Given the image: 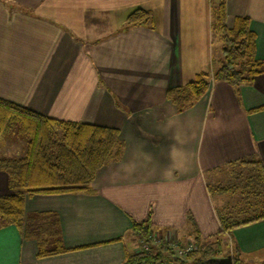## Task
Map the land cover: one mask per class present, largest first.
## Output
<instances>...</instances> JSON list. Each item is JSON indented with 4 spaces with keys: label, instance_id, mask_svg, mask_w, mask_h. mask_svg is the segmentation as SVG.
Here are the masks:
<instances>
[{
    "label": "crops",
    "instance_id": "1",
    "mask_svg": "<svg viewBox=\"0 0 264 264\" xmlns=\"http://www.w3.org/2000/svg\"><path fill=\"white\" fill-rule=\"evenodd\" d=\"M211 2L0 0V97L56 119L118 128L124 143L120 159L97 171L93 192L26 197V215L57 216L66 252L40 257L37 240L8 224L0 227V264H124L140 251L133 220L150 218L169 248L218 234L221 201L210 190L217 173L235 180L241 167L232 163L242 159L264 166V109L251 111L264 105V73L238 93L212 79L182 111L165 96L215 67ZM226 7L229 26L250 18L255 57L264 61V0ZM137 8L151 13L150 23L127 24ZM10 192L0 170V195ZM223 238L243 262L264 264V219Z\"/></svg>",
    "mask_w": 264,
    "mask_h": 264
},
{
    "label": "trees",
    "instance_id": "2",
    "mask_svg": "<svg viewBox=\"0 0 264 264\" xmlns=\"http://www.w3.org/2000/svg\"><path fill=\"white\" fill-rule=\"evenodd\" d=\"M226 9V0L211 2V34L221 43V57L214 58L213 71L200 72L193 81L166 92L165 96L179 111L204 96L212 79L229 83L238 93L242 84L251 83L264 73V61L255 57L256 34L250 27V18L237 16L229 26ZM151 18L148 10L137 8L126 22L136 26L150 23ZM261 109L264 105L251 111ZM13 131L24 136L25 151L18 157H0V170L7 173L11 190L0 195V227L13 224L24 237L36 239L40 257L64 253L67 249L62 243L57 216L51 212L26 215V197L93 192L92 181L99 168L122 155L120 130L56 119L0 97V137ZM236 165L241 168L234 185L210 187L233 198L216 209L221 229L213 239L195 235L193 243L197 247L183 260L175 256L172 248L151 241L154 230L150 218L133 220L132 231L149 248L127 255L124 264H206V259L220 257L224 252L227 253L223 256L232 257L233 264H243L237 247L226 245L223 237L236 227L264 219V166L255 158L232 163L233 167Z\"/></svg>",
    "mask_w": 264,
    "mask_h": 264
},
{
    "label": "rangeland",
    "instance_id": "3",
    "mask_svg": "<svg viewBox=\"0 0 264 264\" xmlns=\"http://www.w3.org/2000/svg\"><path fill=\"white\" fill-rule=\"evenodd\" d=\"M213 2H216L217 0H212ZM221 43L220 42H217L216 41V47H217V49H216V57H219L221 54H220V49H221ZM15 132L13 131L11 134H8L7 135V137H9V138H5L4 139V137L5 136H1L0 137V154H3V155H6V156H22V151H21V149H23L24 148V145H25V140H23V142H22V138L24 137V136H20L18 139H16V135L17 134H14ZM7 139V140H6ZM24 139V138H23ZM14 140V141H13ZM16 140V141H15ZM18 140V141H17ZM236 167H234V169H235ZM229 169H231V168H228V170ZM237 169H239V168H236V170ZM231 174L230 173H225V172H222V171H220V172H218L217 173V175L215 176L216 177V179L215 180H213L212 181V183L214 184V186L216 187V185L217 184H215V183H218V184H220L221 186H226V185H234L235 184V180L234 179H232L231 177ZM214 189V187H212V190ZM219 193L217 192V191H215V189L213 190V195H214V198H215V201H216V203L218 204V205H220L219 203H220V201H221V205H222V203L224 202V201H229V200H233V198H231V195L230 194H225V195H222V196H219L218 195ZM218 197H221L219 200H218ZM220 205V206H221ZM153 238H154V234H153V236H152V242H153ZM145 242L144 241H142L141 239H140V249L142 248V249H144V247H143V244H144ZM154 243V242H153ZM157 245V244H156ZM226 253L227 252H224V253H222L223 255H226ZM186 257V256H185ZM244 264H256V262L254 263V262H252V263H245V262H243Z\"/></svg>",
    "mask_w": 264,
    "mask_h": 264
},
{
    "label": "built area",
    "instance_id": "4",
    "mask_svg": "<svg viewBox=\"0 0 264 264\" xmlns=\"http://www.w3.org/2000/svg\"><path fill=\"white\" fill-rule=\"evenodd\" d=\"M153 242L155 244L162 243V241L158 240V238L156 236H154ZM143 247H144V249H148L149 245L147 243H144ZM170 247L173 249V252H175L174 254H175L176 257H179V258L184 260L185 256L189 252H191L194 249H196L197 246L193 242H187L184 245H179V243L176 241V242H172L170 244ZM162 264H164V263H162Z\"/></svg>",
    "mask_w": 264,
    "mask_h": 264
},
{
    "label": "water",
    "instance_id": "5",
    "mask_svg": "<svg viewBox=\"0 0 264 264\" xmlns=\"http://www.w3.org/2000/svg\"><path fill=\"white\" fill-rule=\"evenodd\" d=\"M232 257L230 255L221 257H211L206 259L204 263L206 264H233Z\"/></svg>",
    "mask_w": 264,
    "mask_h": 264
}]
</instances>
